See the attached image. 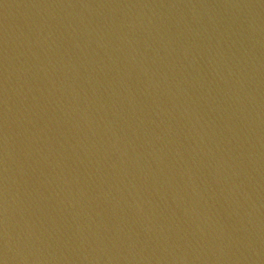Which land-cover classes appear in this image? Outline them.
<instances>
[{
  "label": "water",
  "instance_id": "water-1",
  "mask_svg": "<svg viewBox=\"0 0 264 264\" xmlns=\"http://www.w3.org/2000/svg\"><path fill=\"white\" fill-rule=\"evenodd\" d=\"M0 264H264V0H0Z\"/></svg>",
  "mask_w": 264,
  "mask_h": 264
}]
</instances>
